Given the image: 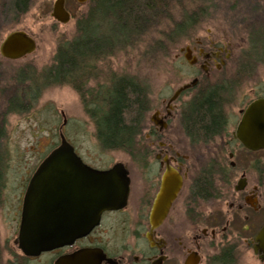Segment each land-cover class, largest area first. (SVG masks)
Instances as JSON below:
<instances>
[{"label":"flooded vegetation","instance_id":"af4514ba","mask_svg":"<svg viewBox=\"0 0 264 264\" xmlns=\"http://www.w3.org/2000/svg\"><path fill=\"white\" fill-rule=\"evenodd\" d=\"M10 1L0 0V20ZM19 1L21 10H27L31 3ZM71 3L84 6L90 0L84 4L64 0L72 19ZM180 56L196 70V75L189 84L178 86L149 121L146 117L134 146L135 160L96 167L75 148L83 163L93 169L106 171L118 164L124 166L129 178L126 203L104 211L88 235L38 256H26L19 249L18 235L25 193L41 163L38 164L17 186V208L10 228L17 232L14 244L18 251L11 255L8 264H217V257L213 263L205 258L204 252L211 243H218L221 252L251 249L260 260L254 246L255 237L264 226V149L247 148L238 137V128L247 108L264 99V88L255 92L251 86L240 92L241 85L220 84L215 76L235 57L231 45L220 39L194 36L180 48L176 57ZM96 85V89L87 87L90 99L99 97L101 88L108 84ZM185 85L189 88L172 100ZM210 89L224 94V121L212 137L197 139L185 124L189 107L197 95ZM186 96L188 100L183 101ZM36 99L35 94L32 100ZM161 197L166 215L153 224L150 216L154 208L161 207Z\"/></svg>","mask_w":264,"mask_h":264},{"label":"rangeland","instance_id":"374dc122","mask_svg":"<svg viewBox=\"0 0 264 264\" xmlns=\"http://www.w3.org/2000/svg\"><path fill=\"white\" fill-rule=\"evenodd\" d=\"M54 1L31 0L22 15L11 19L9 23L0 20V44L9 33L18 30L28 32L37 42L36 52L25 59L7 61L0 55V128L3 130L0 140L2 264L10 263L11 255L18 251L14 244L17 232L10 228L13 212L17 208V186L59 145L60 127L64 126V135L78 154L96 167L135 160V154L132 157L123 151H107L99 145L94 124L71 86L53 84L45 78V82L38 86V99L28 102L22 97V91L29 92L30 89L28 84H17L18 81L27 82L28 79H20L27 78L25 74L28 72H33L35 76L46 74L59 46L71 42L77 36L78 19L91 7L71 3V21L60 24L51 16ZM171 3L165 10V16L156 19L154 27H150L143 35L130 39L127 37L126 43L121 42L113 50V55L100 63L102 69L117 76L131 77L146 89L150 107L146 114L147 121L178 86L190 83L196 75V70L182 56L176 57L180 48L189 41L177 40L171 34L173 24L186 19L183 16L185 13H189L188 16L196 11L197 24L191 30L194 36L220 39L221 42L229 43L233 49V61L217 73V80L225 84L241 85L240 92L251 86L255 92L264 88V56L261 49L264 47V0H181L180 4ZM103 32L112 34L107 27ZM98 83L91 82L87 87L96 89ZM16 92L21 98L9 104ZM188 98L186 96L183 101ZM220 248L218 243H211L204 252L205 258L213 263L221 254ZM233 254L234 264H264L251 249H239L238 252L233 251Z\"/></svg>","mask_w":264,"mask_h":264},{"label":"trees","instance_id":"16d2710c","mask_svg":"<svg viewBox=\"0 0 264 264\" xmlns=\"http://www.w3.org/2000/svg\"><path fill=\"white\" fill-rule=\"evenodd\" d=\"M181 0H90L91 7L77 23V36L69 43L59 46L52 66L42 76L26 73L20 80L31 82L30 91H22V97L32 100L39 84L43 81L57 85H68L81 95L86 115L95 127V136L99 145L107 151H123L134 157V146L145 125L149 110V97L146 89L136 80L127 76H117L100 63L113 55V50L126 39L143 35L156 23V19L165 16L172 3ZM20 1L11 0L1 22L9 23L21 10ZM20 9V10H19ZM202 12V8H201ZM196 11L185 13V20L175 22L171 34L180 41L192 40V28L197 24ZM168 14H166L167 16ZM199 17V12L197 11ZM108 28L112 34L104 33ZM96 34H99L97 36ZM264 56V47L261 48ZM99 64V67H98ZM19 80V79H18ZM21 82V81H18ZM24 82V81H23ZM96 82L108 84L101 88L99 97L89 98L91 91L87 84ZM103 82V83H102ZM220 84H225L220 82ZM39 86V87H38ZM20 94H13L10 102L18 101ZM223 92L215 90L200 93L189 107L186 127L197 139L210 138L223 123ZM3 130L0 128V140ZM230 251V250H229ZM222 251L217 264H234L233 253ZM0 264L2 260L0 257Z\"/></svg>","mask_w":264,"mask_h":264},{"label":"water","instance_id":"95a60500","mask_svg":"<svg viewBox=\"0 0 264 264\" xmlns=\"http://www.w3.org/2000/svg\"><path fill=\"white\" fill-rule=\"evenodd\" d=\"M77 1L84 4L89 0ZM51 16L61 24L70 22L64 0L55 1ZM36 48L35 40L25 31H13L1 42L0 55L16 61L31 55ZM187 52L189 59L191 52ZM187 88L189 85L179 89L172 100ZM238 137L251 150L264 149V99L253 102L244 112ZM128 193L129 178L122 164L106 171L85 165L61 131L60 144L38 166L25 193L19 249L26 256H38L88 235L104 211L126 203ZM165 210L161 202V207L154 208L151 222L163 218ZM255 242L254 252L264 261V226Z\"/></svg>","mask_w":264,"mask_h":264}]
</instances>
